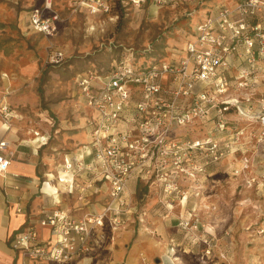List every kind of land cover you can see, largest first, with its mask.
Returning <instances> with one entry per match:
<instances>
[{"label":"rangeland","instance_id":"1","mask_svg":"<svg viewBox=\"0 0 264 264\" xmlns=\"http://www.w3.org/2000/svg\"><path fill=\"white\" fill-rule=\"evenodd\" d=\"M74 1L53 0L60 18L57 28L60 21L61 26L56 35L45 37L26 23L30 7L38 0H0V122L4 129H16L20 141L29 142L28 138L41 132L49 135L39 155L51 162L82 142L86 144L81 124L82 108L88 111V106L84 97V105L78 99L77 76L88 70L106 74L113 60L128 61L135 70L179 61L185 56L188 38H194V25L208 14L214 16L216 5L231 7L238 0H161L140 5L124 0L125 6L116 0L112 12L97 19L76 10ZM57 49L63 52V59L50 62V53ZM237 50L228 56L227 66H218L229 83L221 99L237 100L223 113V129L214 132L217 115L213 112L181 126L174 135L184 140L212 136L221 145L229 143L224 156L203 171L196 172L185 163V170L194 172L193 176L174 169L177 174L168 197L159 185L153 191L154 185L136 175L125 193L126 205L132 210L135 199L139 209L147 195H154L157 204H151L152 208L161 207L166 217L185 199L188 213L175 217L192 245L188 251L194 264H264V142L257 140L260 127L254 116L258 100H264V80L254 70L252 78L256 77L257 84L237 86L240 71L246 68L235 54ZM167 78L164 74L163 83ZM104 81L103 76L96 77L94 85ZM239 110L253 117L245 118ZM116 127L124 129L125 123L120 121ZM37 130L41 132L35 133ZM196 159L202 160L198 155Z\"/></svg>","mask_w":264,"mask_h":264},{"label":"built area","instance_id":"2","mask_svg":"<svg viewBox=\"0 0 264 264\" xmlns=\"http://www.w3.org/2000/svg\"><path fill=\"white\" fill-rule=\"evenodd\" d=\"M111 1L76 0L72 6L109 14ZM128 1L140 5L146 0ZM125 3L121 0L122 6ZM263 18L264 0H238L194 25V38L186 43L185 56L179 61L135 70L132 63L119 60L105 75L89 72L76 77V84L94 114L86 121L91 136L88 148L91 161L81 156L65 159L56 174V183L69 191L76 187L79 199H83L86 188L97 177L108 183L109 199L101 211L77 218L63 210L46 214L39 225L50 229L52 238L47 241H38L34 226L19 231L11 240V247L19 252L21 264H77V259L91 250L97 227L108 221L117 229L125 223L130 210L125 193L134 175L146 183L159 185L168 197L177 174L174 169L193 176L194 172L185 170V163L196 172L203 171L206 165L224 156L229 143L221 145L212 136L184 140L174 135L181 126L208 118L213 112L217 115L214 132L223 129L226 122L223 113L237 100L221 99L228 92L229 83L218 66H227L228 56L236 48L235 54L246 65L240 71L237 86L243 88L258 82L256 77L252 78L254 70L260 71L258 79L264 80ZM59 20L53 0H42L29 15L32 29L45 37L54 35ZM63 56L57 49L50 53L49 61L58 63ZM164 74L168 76L165 83ZM102 76L105 81L95 86L94 79ZM258 106L254 115L260 127L257 140L264 142V100H258ZM239 112L245 118L249 115L244 110ZM120 121L125 123L124 129L116 127ZM4 147L0 143V170L9 164V159L1 154ZM195 155L202 160H195ZM85 174L89 176L85 184L76 181V176ZM54 192H58L57 187ZM167 205L170 206H164ZM141 213L145 215L144 211Z\"/></svg>","mask_w":264,"mask_h":264},{"label":"crops","instance_id":"3","mask_svg":"<svg viewBox=\"0 0 264 264\" xmlns=\"http://www.w3.org/2000/svg\"><path fill=\"white\" fill-rule=\"evenodd\" d=\"M41 1L38 0V3L31 6L28 11L26 23L30 29H32L29 21L30 12L40 5ZM148 1L154 2L155 0H146L145 2ZM111 4L114 8L118 5V1L112 0ZM220 7L227 6L216 5L215 12ZM76 10L82 11L94 19L108 15L84 7H79ZM208 16L209 14L206 15V17ZM60 26L61 21L54 35L58 33ZM188 40L190 39L188 38ZM115 63L116 60H113L110 69ZM87 72L95 73V70ZM78 97L81 104L84 105L81 92ZM82 109L84 116L81 126H83L86 144L82 142L78 148H72L63 153L56 162H51L49 157L43 159L39 155L40 148L46 145L49 135L42 134L37 130L39 133L41 132L40 136H43L46 142L38 136V140L32 136L34 138H28L29 142L20 141L16 129H8L9 127L4 129L0 122V143L5 145L1 154L9 159L7 168L0 170V264H21L19 252L11 247V240L24 228L34 226L38 233V241H47L52 238L50 229L39 225L40 219L46 214L63 210L77 218L87 212L97 213L107 203L109 199L108 183L97 179V177L94 178V184L86 188L83 199H79L76 187L69 191L66 186L56 183V174L60 171L65 159L81 156L85 161H91L88 150L91 136L86 121L94 114L89 107L88 111L84 107ZM53 126L54 122L51 123V127ZM88 177L86 174L76 176V181L85 184ZM152 185H154L152 190L155 191L156 186L155 184L150 186ZM56 187L58 192H54ZM131 193L134 195L133 192L129 194ZM149 193L152 191L150 190ZM131 200L134 201L133 197ZM156 200L154 195H147L145 202L141 201V208L137 209L135 205L139 204L135 199V204H133L135 210L128 211L125 223L117 229H113L108 221L104 226L97 227L92 237L91 250L88 254L80 256L77 259V264H194L190 260L189 252L192 245L186 241L184 232L176 224L175 217L188 213L184 205L186 204L185 199L179 200L176 205L179 209H176L175 213L169 217H166L168 214H165V210L161 207L152 208L154 204H157ZM151 204L153 205L151 206ZM141 211H144L145 215Z\"/></svg>","mask_w":264,"mask_h":264},{"label":"bare ground","instance_id":"4","mask_svg":"<svg viewBox=\"0 0 264 264\" xmlns=\"http://www.w3.org/2000/svg\"><path fill=\"white\" fill-rule=\"evenodd\" d=\"M38 137H40V135H38ZM38 137H35V139H37L38 140ZM54 189V188H53Z\"/></svg>","mask_w":264,"mask_h":264},{"label":"trees","instance_id":"5","mask_svg":"<svg viewBox=\"0 0 264 264\" xmlns=\"http://www.w3.org/2000/svg\"><path fill=\"white\" fill-rule=\"evenodd\" d=\"M112 9H113V7L111 8V12H112Z\"/></svg>","mask_w":264,"mask_h":264}]
</instances>
